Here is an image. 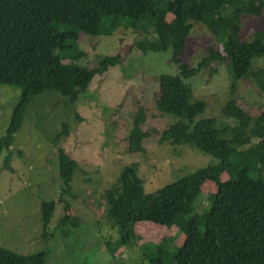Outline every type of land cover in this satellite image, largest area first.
Listing matches in <instances>:
<instances>
[{
	"label": "trees",
	"instance_id": "obj_1",
	"mask_svg": "<svg viewBox=\"0 0 264 264\" xmlns=\"http://www.w3.org/2000/svg\"><path fill=\"white\" fill-rule=\"evenodd\" d=\"M259 13L253 0H0V85L21 87L0 137V153L11 146L32 96L54 91L72 104L94 75L119 64V57L113 55L99 57L91 68L77 65L75 61L85 56L76 49L77 33L110 36L117 29H131L150 35L135 42V47L141 54L169 51L177 71L175 76L156 78L154 108L175 119L162 131V138L210 155L215 163L152 193H144L134 166H122L114 185L103 193L106 220L118 234L113 251L130 243L132 224L149 221L174 227L183 240L172 252L161 240L148 264H264V108L247 127L237 120L192 121L191 90L183 82L209 63L226 60L234 79H251L264 92V67H250L252 59L264 56V30L241 40L235 26L242 16ZM191 22L222 40L223 55L210 51L195 68L180 59ZM141 122L143 110L138 109L127 138L129 153L143 152L146 134L139 128ZM61 127L56 141L67 136L64 122ZM10 156L3 157L4 167ZM57 169L59 198L68 197L77 164L60 148ZM207 182L213 185V194L207 209L195 213L194 202ZM54 207L52 201L39 205L43 238ZM0 264H45L44 254L20 255L0 246Z\"/></svg>",
	"mask_w": 264,
	"mask_h": 264
},
{
	"label": "rangeland",
	"instance_id": "obj_2",
	"mask_svg": "<svg viewBox=\"0 0 264 264\" xmlns=\"http://www.w3.org/2000/svg\"><path fill=\"white\" fill-rule=\"evenodd\" d=\"M253 1L259 15L236 21L241 40L255 30H264V0ZM145 37L150 35L131 29H117L110 36L77 33L76 49L85 55L75 61L77 65L91 68L99 57L113 55L119 57V64L94 75L72 104L54 91H44L32 96L24 107L11 146L0 153L2 248L20 255L43 253L45 264H148L161 240L168 252L181 245L183 236L174 227L138 221L130 226V243L113 251L118 234L105 217L103 193L114 185L122 166H134L144 193H152L215 163L210 155L187 145H171L162 138V131L175 119L154 108L156 78L175 76L177 71L169 51L141 54L135 42ZM221 45L222 40L202 24L191 22L180 59L195 68L210 51L222 56ZM250 67L263 68L264 56L252 59ZM183 82L191 90L192 121L214 118L231 124L237 120L247 127L264 108V92L251 79H234L226 60L209 63ZM20 92L19 86L0 85V137ZM138 109L143 110L139 128L146 134L143 152L129 153L127 138ZM63 122L67 136L56 141ZM57 148L77 164L68 197L59 198ZM10 153L4 167L3 157ZM212 194L213 185L207 182L194 202L195 213L207 209ZM49 201L55 207L43 238L39 205Z\"/></svg>",
	"mask_w": 264,
	"mask_h": 264
}]
</instances>
